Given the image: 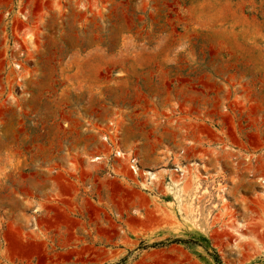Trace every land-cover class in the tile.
I'll list each match as a JSON object with an SVG mask.
<instances>
[{"label":"rangeland","instance_id":"374dc122","mask_svg":"<svg viewBox=\"0 0 264 264\" xmlns=\"http://www.w3.org/2000/svg\"><path fill=\"white\" fill-rule=\"evenodd\" d=\"M262 163L264 0H0V264H264Z\"/></svg>","mask_w":264,"mask_h":264},{"label":"bare ground","instance_id":"6f19581e","mask_svg":"<svg viewBox=\"0 0 264 264\" xmlns=\"http://www.w3.org/2000/svg\"><path fill=\"white\" fill-rule=\"evenodd\" d=\"M245 147V146H244ZM246 149V148H245ZM244 156V155H243ZM258 158V157H257ZM249 159V158H248ZM250 160V159H249ZM249 163V162H248ZM246 167V166H245ZM257 168V167H256ZM179 170V169H178ZM255 173L252 174V177L255 176H261L258 180V184L260 185V187L264 188V164L262 163V165L258 166L257 169L254 170ZM191 172V171H190ZM197 176V175H196ZM199 176V175H198ZM197 178V177H196ZM174 180V179H173ZM245 181V180H244ZM198 182V181H197ZM256 182V181H255ZM246 183L253 187H255L256 183H254L253 181L250 180H246ZM178 184V183H177ZM176 184V185H177ZM188 186V185H187ZM189 187V186H188ZM199 187V186H198ZM221 187V186H220ZM224 187V186H222ZM173 189V188H172ZM189 189V188H187ZM221 189V188H220ZM194 191V190H193ZM197 191V190H196ZM206 191V190H205ZM223 192V191H222ZM185 193V192H184ZM199 198V197H198ZM238 230V229H237Z\"/></svg>","mask_w":264,"mask_h":264}]
</instances>
